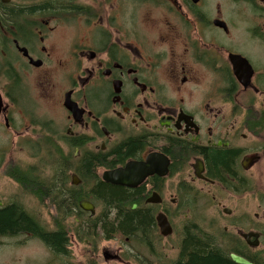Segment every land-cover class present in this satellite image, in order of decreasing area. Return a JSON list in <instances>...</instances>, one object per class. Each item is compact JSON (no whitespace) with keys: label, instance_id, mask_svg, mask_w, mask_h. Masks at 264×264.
Masks as SVG:
<instances>
[{"label":"flooded vegetation","instance_id":"1","mask_svg":"<svg viewBox=\"0 0 264 264\" xmlns=\"http://www.w3.org/2000/svg\"><path fill=\"white\" fill-rule=\"evenodd\" d=\"M232 255L264 264V0H0V264Z\"/></svg>","mask_w":264,"mask_h":264},{"label":"water","instance_id":"2","mask_svg":"<svg viewBox=\"0 0 264 264\" xmlns=\"http://www.w3.org/2000/svg\"><path fill=\"white\" fill-rule=\"evenodd\" d=\"M66 107H67L68 109H70V110L73 111V108H72L71 104H67ZM117 174H118V173H117ZM112 181H113V182H116V183L119 182V181H114V180H112ZM81 207H82V209L87 210V211H94L93 206H92L91 204H88V203H85V202H83V203L81 204ZM159 225H160V228H161L162 233H163L164 235H166V236L170 235V233H171V229H170V227H169L168 222H167L166 219H164V218H159ZM231 257H232V260H233L236 264H251V263L247 262L246 260H244V259H242V258H240V257H237V256H235V255H232Z\"/></svg>","mask_w":264,"mask_h":264},{"label":"trees","instance_id":"3","mask_svg":"<svg viewBox=\"0 0 264 264\" xmlns=\"http://www.w3.org/2000/svg\"><path fill=\"white\" fill-rule=\"evenodd\" d=\"M34 189H36L37 190V192L38 193H43L42 192V187L40 186V185H35L34 187H33ZM109 190V189H108ZM110 191V190H109ZM113 192L112 191H110V192H107V194H112ZM107 204L110 206V205H115V206H117L116 208H118V209H122L121 208V206L119 205L120 204V200H119V198H116V199H112V198H110L108 201H107ZM7 227V226H6ZM9 230H11V226H10V229ZM7 232H9L8 230H6ZM223 264H226V260L227 261H229L227 258H225V257H223ZM229 263H230V261H229ZM206 264H211L210 263V261H208V262H206ZM230 264H232V263H230Z\"/></svg>","mask_w":264,"mask_h":264},{"label":"rangeland","instance_id":"4","mask_svg":"<svg viewBox=\"0 0 264 264\" xmlns=\"http://www.w3.org/2000/svg\"><path fill=\"white\" fill-rule=\"evenodd\" d=\"M4 141H6V140H4ZM15 156H16V158L18 160L25 161L27 163H33V162H35L34 159L32 158V155H30L28 153H25V154L22 153V154H18V155H15ZM30 205L32 207H37V205L34 202H32V201H30ZM37 257L38 256H33L32 258H37Z\"/></svg>","mask_w":264,"mask_h":264}]
</instances>
